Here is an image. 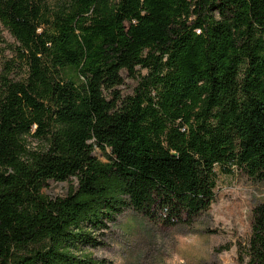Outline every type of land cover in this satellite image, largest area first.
Returning <instances> with one entry per match:
<instances>
[{"label": "trees", "instance_id": "trees-1", "mask_svg": "<svg viewBox=\"0 0 264 264\" xmlns=\"http://www.w3.org/2000/svg\"><path fill=\"white\" fill-rule=\"evenodd\" d=\"M0 22V264H97L76 252L125 209L192 227L217 167L264 179V0H0ZM238 251L264 264V203Z\"/></svg>", "mask_w": 264, "mask_h": 264}, {"label": "rangeland", "instance_id": "rangeland-1", "mask_svg": "<svg viewBox=\"0 0 264 264\" xmlns=\"http://www.w3.org/2000/svg\"><path fill=\"white\" fill-rule=\"evenodd\" d=\"M58 0H49L55 6ZM15 40L0 22V73L4 60L11 56ZM146 74V70H142ZM125 83L119 88L122 96L133 93L136 76L123 71ZM30 146L43 148V141L28 137ZM94 155L107 161L106 154L96 147ZM217 171V188L210 215L194 226H164L151 223L132 208L118 215L116 222H105L108 228L94 232L101 244L83 245L76 253L90 257L97 264H240L238 243L249 239L253 211L264 203V179L250 174L238 165L231 173ZM78 180L48 181L43 189L51 197L66 196Z\"/></svg>", "mask_w": 264, "mask_h": 264}]
</instances>
